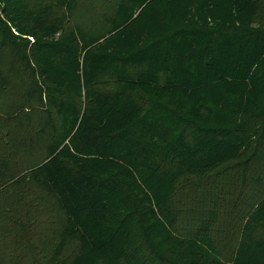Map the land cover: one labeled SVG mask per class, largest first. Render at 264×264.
<instances>
[{
    "label": "trees",
    "instance_id": "16d2710c",
    "mask_svg": "<svg viewBox=\"0 0 264 264\" xmlns=\"http://www.w3.org/2000/svg\"><path fill=\"white\" fill-rule=\"evenodd\" d=\"M0 264H264V0H0Z\"/></svg>",
    "mask_w": 264,
    "mask_h": 264
}]
</instances>
